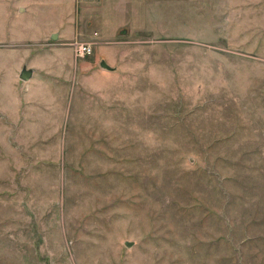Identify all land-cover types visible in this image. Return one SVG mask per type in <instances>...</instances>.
Here are the masks:
<instances>
[{"label":"rangeland","instance_id":"rangeland-1","mask_svg":"<svg viewBox=\"0 0 264 264\" xmlns=\"http://www.w3.org/2000/svg\"><path fill=\"white\" fill-rule=\"evenodd\" d=\"M0 264H264V0H0Z\"/></svg>","mask_w":264,"mask_h":264},{"label":"built area","instance_id":"built-area-1","mask_svg":"<svg viewBox=\"0 0 264 264\" xmlns=\"http://www.w3.org/2000/svg\"><path fill=\"white\" fill-rule=\"evenodd\" d=\"M72 47L73 55L83 56L84 54H88L91 51V42L88 40H81L74 37L70 42Z\"/></svg>","mask_w":264,"mask_h":264},{"label":"water","instance_id":"water-1","mask_svg":"<svg viewBox=\"0 0 264 264\" xmlns=\"http://www.w3.org/2000/svg\"><path fill=\"white\" fill-rule=\"evenodd\" d=\"M56 36V33L55 32H51L50 33V37L51 38H54ZM99 65L102 66L103 68L105 69H111L112 67L107 63L105 62L103 59H100L99 60ZM32 72V69L31 68H26L24 66H22L19 71H18V77L21 78V79H26L30 76ZM125 245H129L131 243L130 240H124L123 241Z\"/></svg>","mask_w":264,"mask_h":264}]
</instances>
